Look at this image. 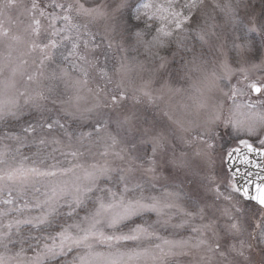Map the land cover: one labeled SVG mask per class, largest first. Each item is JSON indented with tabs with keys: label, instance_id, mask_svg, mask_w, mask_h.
<instances>
[{
	"label": "snow or ice",
	"instance_id": "6c2138e0",
	"mask_svg": "<svg viewBox=\"0 0 264 264\" xmlns=\"http://www.w3.org/2000/svg\"><path fill=\"white\" fill-rule=\"evenodd\" d=\"M241 2L167 0L157 5L151 0H96L94 6H86L82 0H48L42 6V0H32L24 8L30 18L24 36L0 26V38L8 41L6 62H12L17 46H25L11 76L0 82V121L19 119L25 109L38 114L22 135L6 138L20 146L36 141L38 151L51 148L74 159L86 153L93 157L87 166L57 170L52 165L42 170L21 165L0 174V194L6 192L8 197L0 203L13 205V192L23 197L29 187L42 197L35 201L41 214L8 223V236L13 227L40 228L62 215L75 221L50 237L53 242L45 243L31 264H43L46 258L73 248L86 250L79 264H126L125 254L101 261L91 251L94 244L153 238L162 240L156 250L127 254V264L140 257L165 264L166 257L178 254L195 255L193 264H264V165H255L259 179L249 186L231 184L242 195L235 202L224 197L227 205L219 203L222 193L210 174L221 124L256 137L264 146L260 138L264 137V75L251 78L264 73V9L259 17L254 12L242 17ZM15 6L16 0H8L7 7ZM217 10L232 25L230 39L217 31ZM157 20L160 24L153 30L151 22ZM90 25H99L102 32L92 31ZM192 41H198L200 48ZM167 51L170 54H164ZM24 57H34L36 68L26 74L21 91L16 77L29 63ZM50 64L56 67L48 71ZM173 75L187 79L199 93L197 109L205 110L203 119L199 113L196 119H174L165 112L164 120L148 107L182 90ZM69 91L71 95H65ZM216 92L231 102L227 116L224 103H208L212 97L206 93ZM240 143L264 156L248 139L240 138ZM240 152L236 147L226 155L231 162ZM7 155V150L0 151V164L6 163ZM241 162L252 163L247 158ZM186 184L196 187L185 192ZM251 185L255 195L250 194ZM157 186L161 191L154 195ZM252 201L254 205L245 206ZM146 214H155L157 224L190 228L195 236L168 240L157 235L154 226L141 223L119 235L105 231L118 230ZM4 240L5 234H0V241ZM0 264L8 262L0 257Z\"/></svg>",
	"mask_w": 264,
	"mask_h": 264
},
{
	"label": "rangeland",
	"instance_id": "374dc122",
	"mask_svg": "<svg viewBox=\"0 0 264 264\" xmlns=\"http://www.w3.org/2000/svg\"><path fill=\"white\" fill-rule=\"evenodd\" d=\"M257 0H242L241 6L238 9L240 15L242 17L246 16L249 12H254L257 17L260 16L258 13L255 3ZM48 0H42V6L46 5ZM82 2L86 3V6H94L96 0H82ZM135 2V0H134ZM154 4H166L167 0H151ZM221 3L224 0H220ZM32 0H16L15 7H7L8 0H0V9H2L3 14L0 15V26L3 29H6L10 32V34H17L24 36V29L30 23V18L28 14L24 11L26 6H30ZM233 3H236V0H233ZM244 5H248L247 8ZM23 13V14H22ZM217 22L219 27L217 29L222 35L229 37L232 36L233 28L232 25L223 17L219 11H216ZM136 23L135 20L132 21ZM152 23V29L154 30L156 27L159 26L160 21H154ZM140 27L143 28L144 24L141 22ZM92 31L100 33L102 29L99 25H90ZM239 29H237L238 31ZM193 44L200 48V44L198 41H192ZM8 41L6 39L0 38V66H4L3 73L0 74V82L7 80L11 76V68L15 66L16 57L19 56L21 51L25 50V46L23 44L17 46V51L12 52V62H6L5 58L9 55V48H8ZM171 50H174V46ZM204 51L208 53V49L205 47ZM164 54H170V51L165 52ZM118 55V54H117ZM208 56L211 57V53H208ZM28 59L29 63L24 66V74H18L16 80L18 82V87L21 91H23L24 85L26 84V74L32 73L35 71L36 65L32 63L34 57H24ZM56 63H60L59 58H57ZM112 61H110L109 66H111ZM178 63L177 61L173 62V67H176ZM55 64H50L48 67V71H51L55 68ZM264 75L262 72L255 73L251 78L253 80L257 79L258 76ZM173 81L178 86L181 87L182 90L180 92L169 93L165 95L164 100H157L155 105H148L153 113H155L159 118L167 120V116L164 115L167 112L169 115H172L174 119H196L197 113H199V118L203 119L205 115V110L197 109V98L199 97V93H197L191 86L190 82L184 78H177L173 75ZM236 79L234 78L232 83H235ZM47 83V81H45ZM227 83V82H224ZM2 86V85H0ZM90 86L94 87L95 83L91 84ZM243 87V85H240ZM32 87H36L35 84ZM60 90L64 91L63 84H60ZM225 91H227V87H225ZM158 95V93H154ZM65 95H71V92L65 93ZM85 95H87L85 93ZM206 95L211 96L212 98L208 100L210 105H213L219 100L225 104L224 108V115L227 116L228 112L227 109L230 106V101H226V98L222 96L219 92L216 93H206ZM3 97L0 96V99ZM17 99H20L21 104H23V98L19 97L17 94ZM252 99H256V95L252 94ZM85 103V102H82ZM38 114L34 110L25 109V114L22 115L19 119L17 118H8L13 119L15 123L18 124V121H24V119L28 123H32L31 120L35 119ZM7 119V120H8ZM6 120L0 121V151L8 152L6 157V163L0 164V174H4L10 168L19 167L21 165L25 167H39L42 170H50L52 165H56V169H64L71 167L76 164H84L87 166L89 163L93 162V157L91 154L86 153L84 156H81L79 159H74L71 156L62 155L60 152H53L51 148H47L43 151H34V153L30 156L29 154V144L26 142V146H20L16 143V141L6 138L10 136L20 135L19 131L23 132V127L16 126L18 129L15 128H5L2 123ZM218 138L216 140V152L213 158V164L210 168V174L214 177L216 184L220 187L221 190V197L219 203L222 205H227L229 203L228 200H225L224 197H231L232 201L235 202L238 199H241L240 194L234 192L231 188V184H234L232 176L229 174L226 168V158L227 152L231 151L233 148L236 147H243L240 143V138L248 139L250 143H252L255 147L264 150V146L259 144V141L256 137H248L244 133H236L230 127L225 128L222 124L217 129ZM264 138V137H260ZM30 142V141H28ZM19 147V151L16 149ZM36 147V146H35ZM38 147V144H37ZM67 151V150H65ZM31 158V159H30ZM64 179H68L64 177ZM199 179H203L201 176ZM46 182V181H45ZM207 183V181H204ZM36 187H41L43 190V184H38ZM195 184H186L184 186V191L189 192L195 189ZM160 187L157 186L156 189L153 190L154 195L160 194ZM42 198L41 194L35 192V190L29 187L26 191V194L23 197H20L17 192H13V205H21L24 207L23 211L19 212L17 215H14L11 208L13 205H5L2 203L0 205V213H6L0 215V234H5V238L8 237L7 233L9 229L7 228L8 223L14 222L17 218L19 219H26L29 217L38 216L41 214V210L35 206L36 198ZM7 193L0 194V200L7 199ZM25 201L28 202V207H25ZM253 204L245 202L246 207H251ZM13 214V215H11ZM84 215V212H80V217ZM158 217L155 214H146L143 217H138L134 221L129 222L126 226H121L118 230L113 229H105V231L111 234L113 231L119 235L121 232H128L132 227L135 226L137 223L147 225H152L155 228L157 235L163 237L164 239L168 240H188L195 236L190 228L178 229L173 228L171 225H162L157 224ZM73 219H70L66 216H59L57 217L56 221L51 225H41L40 228L33 227L32 225H21L20 227L24 226H32L33 232L30 233L28 230H25L24 233L17 234L15 240H24L27 241L30 237L33 241H36V247L32 246L33 253H27L30 246L27 247L25 250L19 249V251L15 254L8 255L4 258L8 264H17V262H23V264H31V261L35 259L37 254L42 253L44 249V244L48 243L51 244L53 241L50 237L56 236L59 231H62V226L67 227L68 224L74 223ZM13 230H17L16 227L11 229V234ZM31 231V230H30ZM27 232V233H26ZM25 238V239H22ZM162 240L158 239H144L140 241H121L119 243L112 242L109 243H99L96 242L94 244L93 249L91 250L93 254H99V258L101 261L106 260L108 258L118 257L120 254H125L123 259L128 261L127 254H134L136 252H143L145 249L155 251V246L157 244H161ZM23 244V243H22ZM20 247L22 245H19ZM26 253V255L24 253ZM85 249H77L73 248L71 251L66 252L64 255L57 256L55 258H46L43 261V264H73V261H76L79 264V257L81 255H85ZM196 259L195 255H176L170 256L165 258V264H193L194 260ZM256 259H259V253H256ZM130 264H154L150 257H140L138 259H134L130 262Z\"/></svg>",
	"mask_w": 264,
	"mask_h": 264
},
{
	"label": "trees",
	"instance_id": "16d2710c",
	"mask_svg": "<svg viewBox=\"0 0 264 264\" xmlns=\"http://www.w3.org/2000/svg\"><path fill=\"white\" fill-rule=\"evenodd\" d=\"M255 7L258 11V13L260 14L261 13V9H264V0H257L256 3H255ZM32 123H35V119L31 120ZM28 122L24 119V121H18V124L15 123V121L13 119H8L6 120L4 123H2V125H4L5 128H15L16 126H21V127H27L28 126ZM16 129H18L16 127ZM23 130V129H22ZM20 135L23 134V132H21V130L19 131ZM29 154L30 156L34 153L35 150H37V142L36 141H31L30 142H27V144H29ZM36 146V147H35ZM31 159V158H30ZM0 205H2V203H0ZM13 209H24L23 206L21 205H13L11 210L13 212L14 215H17L19 212L21 211H15ZM11 214V215H13ZM33 229L32 226H24V227H20L19 230H13L12 234L8 237L5 238L4 241H0V257H4L6 258L8 255H11V254H15L21 250H25L27 249L28 246L30 245H33V247H36L35 245L37 244L36 241H33L30 237L28 238L27 241H24V240H15V238L17 237V234L19 233H24L23 235L21 236H24L25 235V230L29 231L30 233L33 232ZM31 230V231H30ZM27 233V232H26ZM22 239H25V238H22ZM23 243V244H22ZM19 245H22L21 247ZM24 253V252H23ZM27 253H33V250H32V246H30V249H28ZM26 255V253H24Z\"/></svg>",
	"mask_w": 264,
	"mask_h": 264
},
{
	"label": "water",
	"instance_id": "95a60500",
	"mask_svg": "<svg viewBox=\"0 0 264 264\" xmlns=\"http://www.w3.org/2000/svg\"><path fill=\"white\" fill-rule=\"evenodd\" d=\"M259 151H263L255 146H253ZM241 152L237 155L232 157L231 162L229 161L228 157L226 158V168L230 175L233 178L234 184H237L241 189L249 186L253 180H258L257 173L260 171L258 168L255 167L256 164L264 165V156L258 155L253 152H249L244 147H239ZM247 158L248 160L252 161L251 164H245L241 161ZM250 194L255 195V186L251 185ZM242 195V194H240ZM255 204L254 201L250 202Z\"/></svg>",
	"mask_w": 264,
	"mask_h": 264
}]
</instances>
